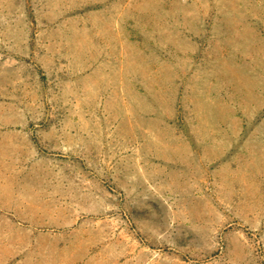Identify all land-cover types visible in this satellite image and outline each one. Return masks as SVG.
Wrapping results in <instances>:
<instances>
[{
  "label": "rangeland",
  "instance_id": "1",
  "mask_svg": "<svg viewBox=\"0 0 264 264\" xmlns=\"http://www.w3.org/2000/svg\"><path fill=\"white\" fill-rule=\"evenodd\" d=\"M0 264H264V0H0Z\"/></svg>",
  "mask_w": 264,
  "mask_h": 264
}]
</instances>
